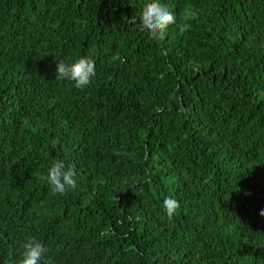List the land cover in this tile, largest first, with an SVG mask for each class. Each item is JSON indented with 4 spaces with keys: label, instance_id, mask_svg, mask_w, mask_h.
<instances>
[{
    "label": "trees",
    "instance_id": "obj_1",
    "mask_svg": "<svg viewBox=\"0 0 264 264\" xmlns=\"http://www.w3.org/2000/svg\"><path fill=\"white\" fill-rule=\"evenodd\" d=\"M148 2L0 0V264L29 237L50 264H264V0H159L187 25L162 41ZM82 56L90 85L56 79Z\"/></svg>",
    "mask_w": 264,
    "mask_h": 264
},
{
    "label": "clouds",
    "instance_id": "obj_2",
    "mask_svg": "<svg viewBox=\"0 0 264 264\" xmlns=\"http://www.w3.org/2000/svg\"><path fill=\"white\" fill-rule=\"evenodd\" d=\"M138 18V21L134 22H138L141 30L147 31L150 38L157 41H162L165 38L171 25H176L181 34L187 30V25L177 23L176 16L159 0H150L144 4ZM185 19L187 17H182V20ZM54 58L57 61L56 79L72 81L77 89H85L96 75L95 61L90 58L82 56L70 63H66L63 59ZM74 177V169L67 167L62 160H53L46 175H40L39 179L47 181L53 194L63 195L68 188H75L76 180ZM179 207V202L172 197L163 201V208L169 220L173 218ZM259 214L264 217V210H261ZM47 251L48 249L43 243L29 237L22 243L20 258L16 261L9 260L7 264H50V261L44 259Z\"/></svg>",
    "mask_w": 264,
    "mask_h": 264
}]
</instances>
